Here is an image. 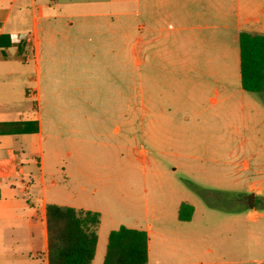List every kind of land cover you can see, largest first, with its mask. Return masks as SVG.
Wrapping results in <instances>:
<instances>
[{"label":"crops","instance_id":"obj_1","mask_svg":"<svg viewBox=\"0 0 264 264\" xmlns=\"http://www.w3.org/2000/svg\"><path fill=\"white\" fill-rule=\"evenodd\" d=\"M263 19L264 0H0V264H49V204L100 213L93 264L121 226L147 232L157 264L148 200L117 192L131 167L133 51L142 148H226L229 114L264 113V91L243 89L239 45L241 32L264 34ZM214 163L204 169L220 177ZM259 215L254 257L204 264H264ZM172 217L181 226L164 225L162 244L195 229L196 207L179 199Z\"/></svg>","mask_w":264,"mask_h":264},{"label":"rangeland","instance_id":"obj_2","mask_svg":"<svg viewBox=\"0 0 264 264\" xmlns=\"http://www.w3.org/2000/svg\"><path fill=\"white\" fill-rule=\"evenodd\" d=\"M138 28L136 21L133 44L139 37ZM139 57L137 46L132 58L133 148L126 154L131 167L125 176L124 189L117 192L148 200V222L153 223L150 229L153 262L204 264L210 260L236 261L254 257L252 231L261 228L259 213L264 212L261 205L264 198L257 197L254 207L248 203L256 190L264 195V113L256 110L253 114H242L236 110L229 114L226 148H142L139 137L140 71L136 64ZM216 159L221 161L220 177L204 169H214ZM188 165L195 168L193 174H188ZM59 178L64 182L65 175ZM184 181L191 188H187ZM179 199H190L195 205L196 218L192 226L196 227L191 232H181L180 243L162 244L159 233L164 225L181 226L172 217ZM126 210L129 214L133 211L131 216L134 215V206ZM236 213L240 215L236 217ZM260 234L262 237L263 233ZM209 248L213 253H207Z\"/></svg>","mask_w":264,"mask_h":264},{"label":"trees","instance_id":"obj_3","mask_svg":"<svg viewBox=\"0 0 264 264\" xmlns=\"http://www.w3.org/2000/svg\"><path fill=\"white\" fill-rule=\"evenodd\" d=\"M239 45L243 89L261 93L264 91V34L241 32ZM193 212V206L184 202L179 210V219L188 221L192 218ZM100 220L99 212L49 204L47 206L49 264H93ZM148 262L146 231L126 226L111 231L103 264Z\"/></svg>","mask_w":264,"mask_h":264},{"label":"water","instance_id":"obj_4","mask_svg":"<svg viewBox=\"0 0 264 264\" xmlns=\"http://www.w3.org/2000/svg\"><path fill=\"white\" fill-rule=\"evenodd\" d=\"M254 199H255V195L252 194L251 200H250V206H253L254 205Z\"/></svg>","mask_w":264,"mask_h":264}]
</instances>
